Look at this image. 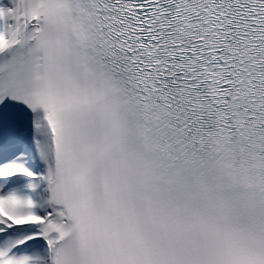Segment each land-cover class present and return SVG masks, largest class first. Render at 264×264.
Masks as SVG:
<instances>
[{
  "label": "snow or ice",
  "instance_id": "6c2138e0",
  "mask_svg": "<svg viewBox=\"0 0 264 264\" xmlns=\"http://www.w3.org/2000/svg\"><path fill=\"white\" fill-rule=\"evenodd\" d=\"M0 264H264V0H0Z\"/></svg>",
  "mask_w": 264,
  "mask_h": 264
}]
</instances>
